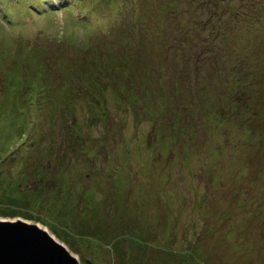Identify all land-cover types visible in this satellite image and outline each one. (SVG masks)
<instances>
[{"label":"rangeland","instance_id":"374dc122","mask_svg":"<svg viewBox=\"0 0 264 264\" xmlns=\"http://www.w3.org/2000/svg\"><path fill=\"white\" fill-rule=\"evenodd\" d=\"M167 4L0 0V219L80 264H264V15L217 4L177 70Z\"/></svg>","mask_w":264,"mask_h":264},{"label":"trees","instance_id":"16d2710c","mask_svg":"<svg viewBox=\"0 0 264 264\" xmlns=\"http://www.w3.org/2000/svg\"><path fill=\"white\" fill-rule=\"evenodd\" d=\"M137 0H132V6L133 7L136 4ZM179 0H168V11L164 9V12L167 16V18L170 21V30L169 33L170 39L165 40V44L168 45L167 42L170 43V47H178L177 41L179 44L183 41V45L179 47V55L176 56L182 64V68H177V70L185 69V61H188L187 56L195 53L200 54L204 53L206 50H209V47L213 44V37L215 35V30L217 28L215 27V23L220 20L222 17L223 8H219L218 5L222 2L226 9V14H230V17L234 19V17L237 16V20L242 21L244 24H246L247 30L249 29H257L260 27L259 23L255 20H248L246 16H249L246 14V11L248 12H256L261 13L264 15V10L258 11L256 8H259L258 6V0H251L249 4H251V7L247 10V4L240 3L237 8H233L231 0H186L182 3V5L179 4ZM200 11L202 13V17L199 18V24L198 20L194 27H190L187 24L186 20L182 19V16L186 13H189V15L196 14ZM182 15V16H181ZM181 16V19H180ZM219 25V24H217ZM237 26L235 25V28ZM202 28L208 29V33H203ZM255 30H253L254 32ZM168 38V36H167ZM186 40V42H184ZM174 45V46H173ZM214 45V44H213ZM90 48V47H89ZM87 51H91L89 49ZM211 52L213 55H215V51L213 50L211 46ZM103 61L101 60V63H97L94 65V67H97L100 69L102 67ZM260 57L252 60L247 61L245 65H240L235 75L236 79H233L230 77V80H232V83L234 84V87H236V90L241 89L240 86L242 85V80H244L243 75L245 73H251V76H258L261 79L262 76V70L260 68ZM107 65V64H106ZM232 65V64H231ZM197 65L191 66L190 70L195 72L197 70ZM234 75V76H235ZM256 84H251L252 86H255ZM84 264H91L88 261H85ZM93 264V263H92Z\"/></svg>","mask_w":264,"mask_h":264},{"label":"water","instance_id":"95a60500","mask_svg":"<svg viewBox=\"0 0 264 264\" xmlns=\"http://www.w3.org/2000/svg\"><path fill=\"white\" fill-rule=\"evenodd\" d=\"M0 264H80L77 258L35 224L0 220Z\"/></svg>","mask_w":264,"mask_h":264},{"label":"bare ground","instance_id":"6f19581e","mask_svg":"<svg viewBox=\"0 0 264 264\" xmlns=\"http://www.w3.org/2000/svg\"><path fill=\"white\" fill-rule=\"evenodd\" d=\"M1 220V219H0ZM36 225V224H35ZM38 228H41L39 225H36ZM51 236V235H50Z\"/></svg>","mask_w":264,"mask_h":264}]
</instances>
